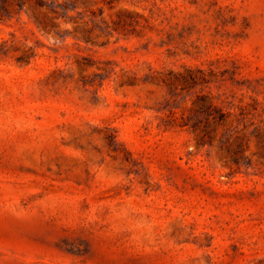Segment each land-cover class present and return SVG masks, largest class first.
<instances>
[{
	"label": "rangeland",
	"instance_id": "374dc122",
	"mask_svg": "<svg viewBox=\"0 0 264 264\" xmlns=\"http://www.w3.org/2000/svg\"><path fill=\"white\" fill-rule=\"evenodd\" d=\"M44 1L0 9V264H264V0Z\"/></svg>",
	"mask_w": 264,
	"mask_h": 264
},
{
	"label": "trees",
	"instance_id": "16d2710c",
	"mask_svg": "<svg viewBox=\"0 0 264 264\" xmlns=\"http://www.w3.org/2000/svg\"><path fill=\"white\" fill-rule=\"evenodd\" d=\"M7 1L8 0H0V9H3V11H5L6 13H10L8 8L6 7V2ZM38 2H39L40 5H45L46 4L44 0H38Z\"/></svg>",
	"mask_w": 264,
	"mask_h": 264
}]
</instances>
